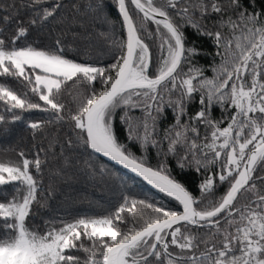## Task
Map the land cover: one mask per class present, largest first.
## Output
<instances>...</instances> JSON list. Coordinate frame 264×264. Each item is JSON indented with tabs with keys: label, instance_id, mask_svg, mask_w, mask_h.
<instances>
[{
	"label": "snow or ice",
	"instance_id": "6c2138e0",
	"mask_svg": "<svg viewBox=\"0 0 264 264\" xmlns=\"http://www.w3.org/2000/svg\"><path fill=\"white\" fill-rule=\"evenodd\" d=\"M0 81V264H264V0H0Z\"/></svg>",
	"mask_w": 264,
	"mask_h": 264
},
{
	"label": "trees",
	"instance_id": "16d2710c",
	"mask_svg": "<svg viewBox=\"0 0 264 264\" xmlns=\"http://www.w3.org/2000/svg\"><path fill=\"white\" fill-rule=\"evenodd\" d=\"M111 3V0H109ZM115 15V13H114ZM11 30V28H10ZM189 41H195L197 46L204 45L210 42L202 41L195 37L191 30L187 33ZM201 65H208L210 61L204 56H197L195 58ZM207 76H211L212 73L208 70L205 73ZM2 82V81H0ZM38 99V98H36ZM213 116L219 117L220 110L214 108ZM171 113H168V119L160 122V127L163 128L166 124L172 123ZM117 130L122 131L119 128L118 117H117ZM41 137L37 136L35 141L32 139L31 131L26 130V125L22 122H18L13 128L10 134L0 135V161L5 159H15L16 155L20 151L27 152L33 143L39 145ZM136 145H133V150L136 149ZM15 149V152L12 150ZM43 159V157H41ZM51 166V165H49ZM116 167V166H115ZM119 168V167H116ZM125 171L122 170L121 174ZM47 177H45V184L47 185ZM198 183V180L196 181ZM191 187V185H190ZM58 194L55 199L49 201L51 212L49 215H63L69 209H83L89 207V202L93 204H110L113 200L114 193L100 183H93L91 179L84 176H74L68 180H62L58 184ZM137 191L139 189H136ZM11 192V189H8ZM198 194V193H197ZM47 212V210H46Z\"/></svg>",
	"mask_w": 264,
	"mask_h": 264
},
{
	"label": "water",
	"instance_id": "95a60500",
	"mask_svg": "<svg viewBox=\"0 0 264 264\" xmlns=\"http://www.w3.org/2000/svg\"><path fill=\"white\" fill-rule=\"evenodd\" d=\"M110 164H114V162H110ZM116 167H120L119 165H115ZM122 170H124L125 172H127V170L126 169H122Z\"/></svg>",
	"mask_w": 264,
	"mask_h": 264
}]
</instances>
